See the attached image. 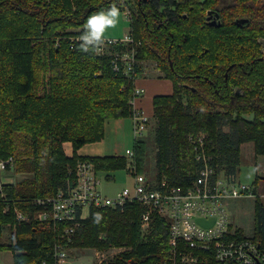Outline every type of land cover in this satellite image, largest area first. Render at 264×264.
Returning a JSON list of instances; mask_svg holds the SVG:
<instances>
[{"label": "trees", "instance_id": "obj_1", "mask_svg": "<svg viewBox=\"0 0 264 264\" xmlns=\"http://www.w3.org/2000/svg\"><path fill=\"white\" fill-rule=\"evenodd\" d=\"M113 1L0 0V157H13L24 176L20 183L0 185V236L7 224L16 229V241L5 248L13 250L14 264H51L58 236L34 220L18 222L15 207L30 215L43 209L36 199L65 189L79 159L89 158L107 179L127 169L126 156L78 154L104 138L107 119L132 113L135 79L118 74L110 58L97 57L91 47L70 46L69 37L83 34L87 18ZM131 1V33L140 42L137 77L142 61L150 60L173 82L171 94L153 99L155 178L189 183L203 162L198 154L216 169L235 173L247 142L264 155V56L258 42L264 37V0ZM209 11L219 14L218 23ZM242 19L247 20L239 25ZM200 133L206 135L203 146L190 139ZM144 139L135 145L140 172L149 155ZM66 142L72 156L64 152ZM257 202V230L264 238V204ZM142 212L136 202L123 210L93 208L79 219L71 241L57 240L129 247L111 264H170L166 221L156 217L144 235ZM211 259L207 264H216Z\"/></svg>", "mask_w": 264, "mask_h": 264}, {"label": "built area", "instance_id": "obj_2", "mask_svg": "<svg viewBox=\"0 0 264 264\" xmlns=\"http://www.w3.org/2000/svg\"><path fill=\"white\" fill-rule=\"evenodd\" d=\"M113 5L124 11L130 26L133 2L114 0L110 6ZM80 37H69L72 49L81 45ZM139 45L140 42L136 41L129 28V32L122 37L105 38L98 46L99 51L92 49L97 57H109L114 71L134 78L136 82L137 69L141 63L138 59ZM144 93L145 89L135 84L130 99L134 145L125 151L128 159L125 170L134 178L132 186L124 187L113 195L106 194L101 190L102 183L94 162L89 158L79 159L75 167L70 169V174L75 178L67 182L65 189L60 188L52 197L37 198V203L44 207L32 215L15 207L16 220H34L33 224L57 234L51 264H68L71 249L68 243L60 242L57 238L71 241L76 228L80 226L79 219L89 217L93 208L123 210L128 203L136 202L143 208L141 228L144 235L152 231L156 217L166 221L170 264H207L211 258L216 264H264V238L256 233L247 234L234 225L229 210L233 199L264 198V182L260 183L257 190L251 183L240 181L236 172L218 170L210 165L204 154L197 155L196 159L203 162L189 183L176 185L166 178L158 181L139 171L135 145L144 138L151 122L150 115L137 105L138 98ZM205 138L203 133L197 139L190 136L193 142L201 146ZM13 163V157H0V172L7 170V165L12 166ZM209 219L213 221L210 227L199 223V220ZM40 264L49 263L43 260Z\"/></svg>", "mask_w": 264, "mask_h": 264}, {"label": "rangeland", "instance_id": "obj_3", "mask_svg": "<svg viewBox=\"0 0 264 264\" xmlns=\"http://www.w3.org/2000/svg\"><path fill=\"white\" fill-rule=\"evenodd\" d=\"M105 10V9H103ZM122 14L120 22L114 27L107 29V34L105 38H112L111 36L119 35L123 36L129 32V21L127 19L124 11L120 9ZM95 14V13H94ZM85 27V26H84ZM81 30V27L75 29H68V31L78 32ZM259 45L261 47V52L264 56V37L258 38ZM142 63L152 70L160 73V70L157 68V65L153 61L143 60ZM164 83H167V90L172 89L173 82L170 79L163 80ZM172 82V83H171ZM136 84V82H135ZM164 90V89H163ZM164 92V91H163ZM155 117L154 112L151 117V122L149 123L148 130L144 136L149 145V155L147 156V162L143 165V173L150 179H156V166H155V144H154V135H155ZM228 129V128H225ZM65 144V143H64ZM63 144L64 152L65 145ZM67 154V153H66ZM15 162L5 171L0 173V184L1 183H20L24 176L21 173H18L15 170ZM118 177L116 179H107L104 174H100L101 180V190L106 194L113 195L116 192H119L124 187L132 186L134 184V178L130 175L129 172L121 170L118 172ZM236 174L238 179L242 182L251 183L257 187L259 190L260 181L264 180V155H257L254 151V144L252 142H247L241 146V156L240 163L237 168ZM124 179H123V178ZM260 177L262 180L257 182V178ZM260 203L264 204V198H259ZM257 199L256 198H236L231 201L229 205V210L232 213V219L234 225L238 226L242 231L247 234L256 233L260 235L257 230L256 224V208H257ZM199 223L203 224L205 227H210L213 223L211 219L209 220H199ZM16 236V229L13 225L7 224L3 227L1 236H0V264H13V250L5 249L8 244L14 242ZM74 239V238H73ZM74 243V242H73ZM69 245V244H68ZM4 246V247H3ZM70 259L68 264H111L113 263L119 255L129 249L125 245H110L104 248L97 246H72L69 245ZM15 253V252H14Z\"/></svg>", "mask_w": 264, "mask_h": 264}, {"label": "crops", "instance_id": "obj_4", "mask_svg": "<svg viewBox=\"0 0 264 264\" xmlns=\"http://www.w3.org/2000/svg\"><path fill=\"white\" fill-rule=\"evenodd\" d=\"M111 37L122 36L114 35ZM140 69L141 71L137 77L136 85L144 88L145 93L138 98L137 105L143 108L150 117H152L154 112V97L162 94H171L173 92V84L172 89L167 90V83H164L163 80L168 78L163 77V75L156 72V70L148 69L143 63ZM64 145L67 155L72 156V144L66 142ZM133 145V122L131 118H110L107 119L105 123L104 138L97 142L85 144L78 150V154L85 157L125 156L126 149L133 147ZM118 172H121V170L113 173V179L119 178L117 174ZM262 182H264V180L260 181V183Z\"/></svg>", "mask_w": 264, "mask_h": 264}, {"label": "clouds", "instance_id": "obj_5", "mask_svg": "<svg viewBox=\"0 0 264 264\" xmlns=\"http://www.w3.org/2000/svg\"><path fill=\"white\" fill-rule=\"evenodd\" d=\"M121 16L120 9L114 5L90 15L86 20L85 31L80 37L81 49L88 51L91 47L99 51L98 46L104 42L106 30L114 28L120 22Z\"/></svg>", "mask_w": 264, "mask_h": 264}, {"label": "water", "instance_id": "obj_6", "mask_svg": "<svg viewBox=\"0 0 264 264\" xmlns=\"http://www.w3.org/2000/svg\"><path fill=\"white\" fill-rule=\"evenodd\" d=\"M209 16L208 18L211 20V18H213V16L215 15L214 19H212V23L215 24V23H218L217 19L219 17V14L218 13H214L213 11H209L208 12ZM247 19H242L240 20L238 23L239 25H242Z\"/></svg>", "mask_w": 264, "mask_h": 264}, {"label": "bare ground", "instance_id": "obj_7", "mask_svg": "<svg viewBox=\"0 0 264 264\" xmlns=\"http://www.w3.org/2000/svg\"><path fill=\"white\" fill-rule=\"evenodd\" d=\"M30 180V179H29ZM60 186V185H59Z\"/></svg>", "mask_w": 264, "mask_h": 264}]
</instances>
